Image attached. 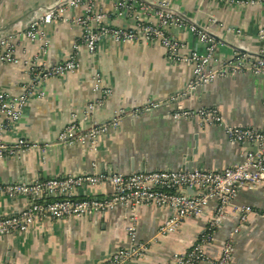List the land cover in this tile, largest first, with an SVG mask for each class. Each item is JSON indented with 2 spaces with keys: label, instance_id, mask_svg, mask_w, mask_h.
I'll use <instances>...</instances> for the list:
<instances>
[{
  "label": "crops",
  "instance_id": "obj_1",
  "mask_svg": "<svg viewBox=\"0 0 264 264\" xmlns=\"http://www.w3.org/2000/svg\"><path fill=\"white\" fill-rule=\"evenodd\" d=\"M60 1L64 0H2L0 30L6 37H15L28 26L32 11ZM140 1L157 8L168 2L188 25L197 23L208 28V34L218 43L208 70L222 67L237 54L264 56V39L260 37L264 29V0H246L243 4L231 0ZM96 9L106 13V25L116 28L136 25L133 15L114 12L112 0H98ZM83 12L79 7L70 16L80 17ZM212 20L217 23L212 24ZM226 26L232 31H226ZM42 30L48 39L45 53L38 42L21 36L14 39V59H0L1 87L18 94L25 87L36 85L38 79L32 69L43 71L74 55L81 67L65 77L42 80L37 86L23 117L5 138L9 145L23 139L31 147L20 157L0 159V183L33 184L60 176L87 175L93 172L94 165L102 173L129 175L160 169L182 170L189 165L187 158L191 168L210 171L243 161L248 149L230 141L222 126L172 120L170 114L178 106L214 107L229 124L264 128V76L247 72L219 79L192 93L188 90L192 67L170 63L160 44L104 39L98 50L90 54L83 46L77 50L82 31L66 17L42 26ZM168 32L204 52L205 44L189 30L170 28ZM95 74L101 75L103 88L109 95L104 96L96 89ZM96 100H103L102 104L83 121L88 105ZM152 102H161L162 106L139 113ZM122 110L125 114L119 127L101 137L96 152L83 153L80 145L66 146L59 141L74 116L80 120V127L87 130L111 121ZM111 192L108 186H93L82 194L78 191V197L104 198ZM234 204L214 242L207 247V254L214 259L221 256L224 243L237 226L240 206L264 212V190L242 189ZM29 205L26 197L1 196L0 218L19 214ZM216 207L217 201H210L201 217L187 219L176 233L164 237L158 235V230L170 218L171 210L140 209L137 242L146 245L147 251L128 264H174V256L187 252L204 233ZM129 214L126 207L119 205L104 214L45 220L25 233L0 235V264H104L117 249L128 246ZM231 264H264V219L251 216L235 236Z\"/></svg>",
  "mask_w": 264,
  "mask_h": 264
},
{
  "label": "built area",
  "instance_id": "obj_2",
  "mask_svg": "<svg viewBox=\"0 0 264 264\" xmlns=\"http://www.w3.org/2000/svg\"><path fill=\"white\" fill-rule=\"evenodd\" d=\"M59 7L34 15L28 26L15 37L0 38V59H14V43L17 37L40 43L42 53L48 46L47 35L42 26L63 20H71L82 31L77 50L83 46L90 54H94L104 39L117 43L126 41L150 42L160 44L165 49L166 59L173 64L192 67V78L189 91L197 90L219 79L243 75L250 72L264 75V56H253L248 53L237 54L223 63L222 67L208 70L214 59L218 43L208 34V28L197 23L188 25L184 17L168 2L159 7L140 0H112L114 12L118 15H133L136 25L132 28L112 27L105 24L106 13L97 10L98 0H65ZM232 3L243 4L242 0H231ZM81 7L82 16L71 18L70 12ZM155 17V22L150 18ZM212 20V24H216ZM170 28L186 29L198 36L205 44L204 52L191 48L169 34ZM226 31H232L226 26ZM264 39V29L260 31ZM15 39V40H14ZM30 65H32L30 63ZM80 61L72 56L46 70L34 71L36 85L25 87L18 94H11L0 86V159L20 157L24 150L31 147L26 140H18L13 145L6 142V135L14 129L23 117L26 105L41 81L65 77L80 69ZM95 87L102 95H109L103 88L100 74L93 77ZM41 97L43 94H40ZM103 96V97H104ZM96 100L88 105L83 121L88 120L89 112L102 104ZM264 105V102H263ZM162 106L161 102H152L139 110L147 113ZM125 111L115 113L111 121L93 125L90 129H82L80 120L74 116L59 136V141L66 146L80 145L83 153L96 152V145L102 136L120 125ZM170 117L174 121H198L206 127L222 126L230 141L246 144L255 148V152L247 151L243 161L233 167L210 171L193 169L192 171L160 169L150 172H135L129 175L121 173H102L94 165L93 172L87 175H67L36 181L33 184L0 183V197H26L30 205L23 212L0 218V235L22 234L36 224L45 220H63L78 217H89L104 214L121 205L130 211L127 227L128 246L117 249L104 264H128L139 259L147 251L146 245L137 242L138 211L146 207L170 209L172 214L158 230L161 237L176 233L189 218L201 217L210 201H217V207L208 220L204 233L185 253L174 256V264H231L235 252V236L246 226L249 218L264 219V212L250 206H240L236 228L224 243L221 256L214 259L207 254V247L214 242L217 231L222 227L228 211L235 205V200L242 189L264 190V128L242 127L229 124L220 110L211 108H185L178 106ZM35 147V145H33ZM88 149V150H87ZM108 186L111 194L104 198H79L78 191L84 187ZM9 264V263H5Z\"/></svg>",
  "mask_w": 264,
  "mask_h": 264
},
{
  "label": "water",
  "instance_id": "obj_3",
  "mask_svg": "<svg viewBox=\"0 0 264 264\" xmlns=\"http://www.w3.org/2000/svg\"><path fill=\"white\" fill-rule=\"evenodd\" d=\"M1 2H2V0H0V5H1ZM64 2H66L65 0L64 1H60V2H55V3H53V4H51V5H46V6H43V7H40L39 9H35L34 11H32L29 15H28V21L30 22L31 20H32V18L34 17V15L35 14H37V13H43V12H46V11H49V10H51V7L52 6H54V8H56V7H59L61 4H63ZM180 14V13H179ZM3 32L4 31H2V30H0V38H2V37H6L5 36V34H3ZM260 76H264V75H260ZM196 90H194V91H191L192 93L193 92H195ZM190 92V93H191ZM187 95H189V94H187ZM154 111V110H153ZM150 112H152V111H150ZM243 146L244 147H246L247 149H248V151H250V152H255L256 151V149L255 148H252V147H248V145H246V144H243ZM187 163H189V165H187V166H184V167H182V170L183 171H192L193 170V168H191V164L192 163H190L191 161H190V159L189 158H187ZM110 173H115L114 171H112V172H110ZM86 188L87 187H84V188H81V189H79V192L82 194V192L84 193L85 191H86Z\"/></svg>",
  "mask_w": 264,
  "mask_h": 264
}]
</instances>
